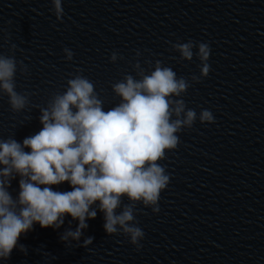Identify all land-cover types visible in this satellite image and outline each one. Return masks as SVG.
Here are the masks:
<instances>
[{
  "label": "water",
  "instance_id": "1",
  "mask_svg": "<svg viewBox=\"0 0 264 264\" xmlns=\"http://www.w3.org/2000/svg\"><path fill=\"white\" fill-rule=\"evenodd\" d=\"M62 7L57 17L52 0H0V55L16 60V91L29 99L14 111L0 91V139L22 143L38 133L41 109L76 75L93 83L107 111L121 102L112 86L126 75L140 79L157 61L191 85L174 99L197 120L159 162L170 178L159 213L134 206L144 232L139 250L122 230L108 235L97 208L79 241L63 239L78 227L70 216L58 229L35 224L0 264H264V0H62ZM189 41L197 45L192 61L173 47ZM200 43L211 49L207 78ZM114 52L122 57L116 63ZM202 110L214 124L200 122ZM19 179L8 189L14 199ZM130 203L125 197L122 207Z\"/></svg>",
  "mask_w": 264,
  "mask_h": 264
},
{
  "label": "clouds",
  "instance_id": "2",
  "mask_svg": "<svg viewBox=\"0 0 264 264\" xmlns=\"http://www.w3.org/2000/svg\"><path fill=\"white\" fill-rule=\"evenodd\" d=\"M52 3L57 17H62V0ZM173 47L181 58L192 61L197 45L189 41ZM64 52L72 61L73 52L67 48ZM210 54L207 44L198 45L203 78L211 71ZM118 59L122 57L114 52L111 62ZM16 73V60L0 55V91L8 95L11 108L20 111L29 99L16 91ZM138 75L140 79L126 75L112 86L121 102L107 111L93 83L76 75L63 94L41 109L38 133L22 143L0 139V261L10 257L21 236L35 224L58 229L70 216L78 227L63 239L79 241L87 221L96 219L97 208L104 214L108 235L122 230L140 249L144 232L137 226L134 206L142 204L159 213L160 195L170 183L159 162L166 152L177 149L178 134L192 128L197 114L186 110L183 100L174 99L191 85L171 68L157 61L154 70ZM192 79L200 82L199 77ZM199 120L215 123L208 110H202ZM17 176L20 191L14 199L8 189ZM65 183L71 190H56ZM125 197L131 203L122 207ZM91 243L92 238L84 241L85 246Z\"/></svg>",
  "mask_w": 264,
  "mask_h": 264
}]
</instances>
